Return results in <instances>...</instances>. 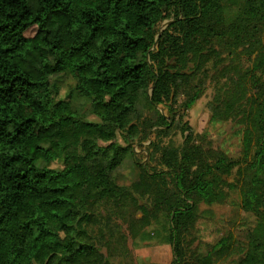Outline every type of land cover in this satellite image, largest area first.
Masks as SVG:
<instances>
[{
	"label": "trees",
	"instance_id": "obj_1",
	"mask_svg": "<svg viewBox=\"0 0 264 264\" xmlns=\"http://www.w3.org/2000/svg\"><path fill=\"white\" fill-rule=\"evenodd\" d=\"M222 52L250 60L212 105V120H238L242 156L211 154L192 136L179 150L152 142L150 159L161 152L166 169L136 162L138 180L119 184L142 104L191 107ZM68 76L75 84L62 98ZM170 124L159 112L147 128ZM227 188L256 217L239 264H264V0H0V264H113L102 250L114 245L112 219L133 206L145 219L146 194L166 213L172 264H192L182 241L197 204L224 202ZM231 247L224 236L194 264Z\"/></svg>",
	"mask_w": 264,
	"mask_h": 264
},
{
	"label": "rangeland",
	"instance_id": "obj_2",
	"mask_svg": "<svg viewBox=\"0 0 264 264\" xmlns=\"http://www.w3.org/2000/svg\"><path fill=\"white\" fill-rule=\"evenodd\" d=\"M231 12L232 9L229 10V14ZM169 21L165 20L159 25V32L161 28L167 27ZM223 57L224 61L217 67L214 66V62L207 65V75L204 72L200 75L198 82L202 83L204 90L191 107L183 105V98H178L176 102L168 105H159L157 108H152L147 103L142 104L140 108L142 132L134 143L135 156L127 159L117 172L119 184L130 186L138 180L140 169L136 162L150 169H166L159 164L161 152L155 159H150V153L153 151L152 142L158 143L162 148L179 150L186 138L192 136L197 144L211 154L222 153L231 159L242 156L243 141L238 120H212V105L231 72L234 76L237 69H246L250 65V60L244 52L235 55L222 52ZM65 80L61 91L62 98H65L68 86L72 88L75 84L71 76ZM73 104L81 112H89L87 98L76 96ZM159 112L171 121V124L164 128L165 133H158L157 127L154 126L147 128L149 122L155 120ZM89 118L96 120L94 116ZM59 166L58 163H52V167ZM236 171L237 168L233 175L228 177L229 181L235 179ZM226 191L227 197L222 203L207 204L201 201L197 204L194 227L184 234L182 241L186 257L192 264L195 262L194 256H206L213 245L224 236H231L232 247L224 256H214L213 264H239L247 252L249 233L256 224V217L243 209L238 190L227 188ZM138 200L148 211L147 217L144 219V212L134 206L129 208L128 218L113 217L114 245L111 250L103 247V253L111 258L113 264H172L174 247L170 241L166 213L156 210L153 198L149 194L142 198L138 197ZM110 253L113 256H110Z\"/></svg>",
	"mask_w": 264,
	"mask_h": 264
},
{
	"label": "water",
	"instance_id": "obj_3",
	"mask_svg": "<svg viewBox=\"0 0 264 264\" xmlns=\"http://www.w3.org/2000/svg\"><path fill=\"white\" fill-rule=\"evenodd\" d=\"M169 23H170V21L167 23V25H169ZM164 29H165V27L161 28V30H160V33H159V34H161V32H162ZM149 94L151 95V92H150Z\"/></svg>",
	"mask_w": 264,
	"mask_h": 264
}]
</instances>
